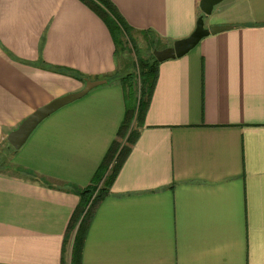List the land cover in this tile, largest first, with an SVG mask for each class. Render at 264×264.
Wrapping results in <instances>:
<instances>
[{"label":"crops","instance_id":"1","mask_svg":"<svg viewBox=\"0 0 264 264\" xmlns=\"http://www.w3.org/2000/svg\"><path fill=\"white\" fill-rule=\"evenodd\" d=\"M108 1L132 37L149 32L159 50L188 37L201 15L200 0ZM203 20L232 28L160 63L81 264H264V0H224ZM115 50L78 0H0V264H61L79 201L72 186L86 187L120 141L118 76L128 67ZM86 80L107 83L10 150L6 137L23 120Z\"/></svg>","mask_w":264,"mask_h":264},{"label":"trees","instance_id":"2","mask_svg":"<svg viewBox=\"0 0 264 264\" xmlns=\"http://www.w3.org/2000/svg\"><path fill=\"white\" fill-rule=\"evenodd\" d=\"M94 12L106 25L115 46L116 54L125 51L130 45L136 64L126 73L119 74L118 81L124 91L126 111L120 124L117 137L94 173L89 184L84 188L73 187L72 194L79 199L74 210L63 240L61 264H81V256L86 233L94 213L100 203L110 194L115 182L132 147L136 143L140 130L144 126V119L149 108L150 100L158 77L160 65L153 55V50H159V39L149 32H141L150 50V56L138 58L137 48L131 35L132 29L124 22L114 6L108 0H78ZM84 81L83 77L76 79ZM128 98L133 104L128 105ZM34 176L33 173H27ZM66 186V184L61 185ZM70 248L69 262L65 256Z\"/></svg>","mask_w":264,"mask_h":264},{"label":"water","instance_id":"3","mask_svg":"<svg viewBox=\"0 0 264 264\" xmlns=\"http://www.w3.org/2000/svg\"><path fill=\"white\" fill-rule=\"evenodd\" d=\"M223 1L224 0H200L198 7L201 15L197 19L193 32L186 38L174 41L170 47L164 48L162 50H154L152 52L154 59L161 63L167 60L181 58L196 48V46L204 38L230 30L232 28L231 26H210L207 28L204 26V16H209L212 13L213 8ZM106 83V80H86L84 88L81 91L57 98L46 106L37 109L25 120H23L14 131L7 135L6 141L9 147L15 151H18L26 143L33 131L46 118L54 114L62 107L81 99L93 89L103 86Z\"/></svg>","mask_w":264,"mask_h":264},{"label":"rangeland","instance_id":"4","mask_svg":"<svg viewBox=\"0 0 264 264\" xmlns=\"http://www.w3.org/2000/svg\"><path fill=\"white\" fill-rule=\"evenodd\" d=\"M133 41H134L135 46L137 48V56H138V58L145 59V58L150 56V50H149L148 44L146 43V39L144 37L143 38H141V37H133ZM121 56H124L125 59H126V64H127V67H128L127 68L128 70L124 71L126 73L127 71H129V69H131V66L134 63L136 64V57L134 56V53L132 52V50L130 48V45H128L126 47L125 51H121V52L119 51L118 52L117 57L121 58ZM124 72H122V73H124ZM132 104H133V100L131 98H128V105L131 106ZM10 150H12V149H10ZM10 152H12V151H10ZM10 152L7 150L6 155H9ZM5 157L6 156L0 157V168L3 165V162L6 159Z\"/></svg>","mask_w":264,"mask_h":264}]
</instances>
